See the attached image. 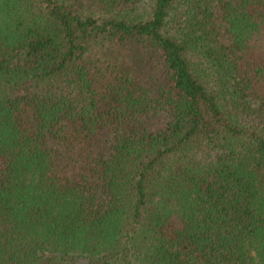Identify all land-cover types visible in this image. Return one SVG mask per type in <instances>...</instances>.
Segmentation results:
<instances>
[{"label": "trees", "instance_id": "obj_1", "mask_svg": "<svg viewBox=\"0 0 264 264\" xmlns=\"http://www.w3.org/2000/svg\"><path fill=\"white\" fill-rule=\"evenodd\" d=\"M0 264H264V0H0Z\"/></svg>", "mask_w": 264, "mask_h": 264}]
</instances>
